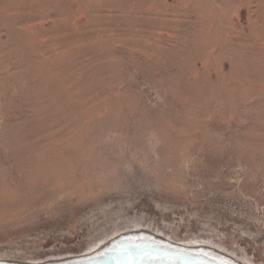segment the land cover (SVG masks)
I'll use <instances>...</instances> for the list:
<instances>
[{
  "label": "rangeland",
  "instance_id": "rangeland-1",
  "mask_svg": "<svg viewBox=\"0 0 264 264\" xmlns=\"http://www.w3.org/2000/svg\"><path fill=\"white\" fill-rule=\"evenodd\" d=\"M156 236L264 264V0H0V260Z\"/></svg>",
  "mask_w": 264,
  "mask_h": 264
},
{
  "label": "bare ground",
  "instance_id": "bare-ground-1",
  "mask_svg": "<svg viewBox=\"0 0 264 264\" xmlns=\"http://www.w3.org/2000/svg\"><path fill=\"white\" fill-rule=\"evenodd\" d=\"M158 239V241H161L159 243H162V242H165V243H173V245H182V246H185L186 248L188 249H191V250H197L198 248L200 249H207V250H210L207 254H210L212 256H219V258L221 257V253L222 252H218L216 249L214 248H211L210 246L208 245H203V244H188V243H176L174 242L173 240H170V239H166L165 237L163 236H156ZM116 238H114L113 240H110L108 242H105L103 243L102 245H100L98 248V250H96L98 253H102V252H105V250L108 248V246L111 245V243L115 240ZM157 241V242H158ZM128 241L126 240H123L121 243L119 244H116L115 247L111 248V250H109V252H107L105 255L104 258H95V259H92L90 260L89 263L87 264H144V262H141L142 261V254L139 252H137L135 249H132L130 247L129 244H127ZM124 249V250H122ZM91 251L89 252L88 254L86 255H83V256H93L95 253H97L96 251ZM148 252L152 251L151 253L152 254H157L159 252L157 251H154V250H146ZM145 251V252H146ZM122 252V253H121ZM162 254V253H161ZM206 254V255H207ZM224 254V253H223ZM140 256V257H139ZM217 256V257H218ZM224 256V255H222ZM80 257V256H78ZM149 258V257H148ZM114 259H116L118 262L116 263H113L112 261H114ZM169 260L171 261V257H169ZM189 260V261H188ZM0 261H6L7 263L9 264H12L13 262L12 261H8V260H0ZM169 261V262H170ZM196 261L194 260H191V259H182V262L181 264H194ZM18 264H27V263H19L17 262ZM29 264H38V263H29ZM150 264V263H148ZM158 264H165L163 262H160Z\"/></svg>",
  "mask_w": 264,
  "mask_h": 264
},
{
  "label": "water",
  "instance_id": "water-1",
  "mask_svg": "<svg viewBox=\"0 0 264 264\" xmlns=\"http://www.w3.org/2000/svg\"><path fill=\"white\" fill-rule=\"evenodd\" d=\"M167 244V243H166ZM146 245L147 244H145V243H143V244H141L139 247H138V249H140V248H144V247H146ZM149 245H155V244H149ZM149 245L146 247V248H149ZM173 245V244H172ZM156 246L157 247H160V244L158 243V244H156ZM174 247H169V250H168V254L169 255H174V257H177L178 258V261H181L182 262V259H191V258H189L190 257V255L192 254L191 252H190V250L191 249H188V248H186L185 246H182V245H173ZM166 249V248H165ZM194 253V252H193ZM167 254V253H166ZM164 257H170V256H167V255H164ZM192 260V259H191ZM215 261H217V260H215ZM90 262V261H89ZM89 262H87V263H89ZM87 263H82V264H87Z\"/></svg>",
  "mask_w": 264,
  "mask_h": 264
}]
</instances>
